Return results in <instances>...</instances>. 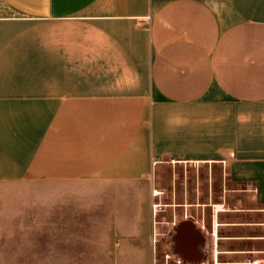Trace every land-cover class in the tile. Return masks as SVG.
Instances as JSON below:
<instances>
[{
    "label": "crops",
    "instance_id": "obj_1",
    "mask_svg": "<svg viewBox=\"0 0 264 264\" xmlns=\"http://www.w3.org/2000/svg\"><path fill=\"white\" fill-rule=\"evenodd\" d=\"M167 165L203 172L185 254L264 264V0H0V183H51L54 233L153 264Z\"/></svg>",
    "mask_w": 264,
    "mask_h": 264
},
{
    "label": "rangeland",
    "instance_id": "obj_2",
    "mask_svg": "<svg viewBox=\"0 0 264 264\" xmlns=\"http://www.w3.org/2000/svg\"><path fill=\"white\" fill-rule=\"evenodd\" d=\"M199 173L202 177L200 170L183 165H167L158 173L155 188L157 241L153 264H202L201 252L194 256L185 254L177 231L185 216L182 203L206 200V196L195 189ZM186 182L189 193L185 195ZM52 198L51 183H0V264H112L99 259L109 256L112 249L93 246L98 245L99 240L105 243L103 239L107 233L76 231L75 241H68L66 232H53ZM214 198L218 197L214 194ZM189 208L197 213L194 204ZM204 208L206 210L199 211V218L210 225V208ZM58 245L63 246L61 257L56 249Z\"/></svg>",
    "mask_w": 264,
    "mask_h": 264
},
{
    "label": "bare ground",
    "instance_id": "obj_3",
    "mask_svg": "<svg viewBox=\"0 0 264 264\" xmlns=\"http://www.w3.org/2000/svg\"><path fill=\"white\" fill-rule=\"evenodd\" d=\"M158 192V191H157Z\"/></svg>",
    "mask_w": 264,
    "mask_h": 264
}]
</instances>
